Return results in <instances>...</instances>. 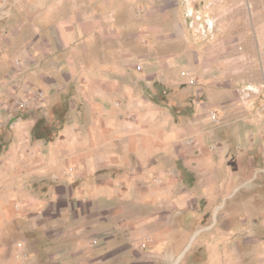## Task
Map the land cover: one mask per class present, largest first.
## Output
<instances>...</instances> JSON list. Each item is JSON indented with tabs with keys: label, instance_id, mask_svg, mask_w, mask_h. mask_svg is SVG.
<instances>
[{
	"label": "rangeland",
	"instance_id": "rangeland-1",
	"mask_svg": "<svg viewBox=\"0 0 264 264\" xmlns=\"http://www.w3.org/2000/svg\"><path fill=\"white\" fill-rule=\"evenodd\" d=\"M32 1L0 0V164L20 134L33 142L30 120L64 127L68 108L64 121L51 110L76 95L65 77L70 49L45 42L58 14L40 11L34 43ZM134 2L116 16V51L135 55L134 110L168 112L166 148L139 156L116 142V164L69 180L26 179L33 199L15 200L18 213L0 227V264H264V229L255 228L264 223V195L240 179L221 186L225 167L241 168L240 139L230 133L240 130L242 99L254 113L264 108V0ZM98 48L111 64L113 45ZM116 100L122 106L124 97ZM206 132L214 138L203 142ZM230 141L235 148L218 168L205 176L191 167L204 148L227 150Z\"/></svg>",
	"mask_w": 264,
	"mask_h": 264
},
{
	"label": "crops",
	"instance_id": "crops-1",
	"mask_svg": "<svg viewBox=\"0 0 264 264\" xmlns=\"http://www.w3.org/2000/svg\"><path fill=\"white\" fill-rule=\"evenodd\" d=\"M30 5L28 10L34 17L31 19L34 43L40 38L39 21L36 23L40 11L50 16L58 14L56 19L50 18L47 23L52 28V36L45 42L48 46L53 43L70 49L69 59L73 61L65 77L76 95L64 102H68V118L54 140H34L35 121L30 120L32 130L28 129L26 135L32 137L34 143H28L27 139L21 141L20 134L4 154L0 164V184L5 183V190L0 188V227L18 213L15 200L18 203L32 201L29 191L22 189L27 184L26 179L35 177L42 181L45 175L52 174L53 178L69 180L72 172L82 171L84 176L99 167L116 164V142L128 153L149 156L166 148L169 134L170 119L166 110L154 105H148L141 112L134 110L139 106L132 98L136 73L129 68L128 62L135 55L130 50L116 51V44L122 43L116 16L120 11L129 15L135 10L134 0H33ZM132 39L135 41V36ZM105 43L113 45L109 65L102 61L104 50L98 48L99 44ZM94 44L96 47L92 49ZM116 58L119 61L116 62ZM78 59L96 61L80 66ZM118 96L124 97L122 106L117 105ZM251 108L248 98L242 99L240 130L230 133L240 139L241 168L237 174L233 168L225 167L221 186L231 188L240 179L243 189H256L260 198V194L264 195V190H259L264 186V108L257 113ZM69 111L73 112L70 118ZM200 138L204 142L214 135L201 133ZM234 145L230 141L227 150L214 152L204 148L203 156L191 167L206 176L210 168H218L217 159L223 160V154L232 151ZM255 228L264 229V223Z\"/></svg>",
	"mask_w": 264,
	"mask_h": 264
},
{
	"label": "trees",
	"instance_id": "trees-1",
	"mask_svg": "<svg viewBox=\"0 0 264 264\" xmlns=\"http://www.w3.org/2000/svg\"><path fill=\"white\" fill-rule=\"evenodd\" d=\"M67 108L68 106L66 103H58L52 108L50 115L55 119L64 121ZM58 130H55L52 125L50 126L43 119H41L33 127L32 137L34 140L46 139L47 141H51L57 136ZM53 132H55V134H53Z\"/></svg>",
	"mask_w": 264,
	"mask_h": 264
},
{
	"label": "built area",
	"instance_id": "built-area-1",
	"mask_svg": "<svg viewBox=\"0 0 264 264\" xmlns=\"http://www.w3.org/2000/svg\"><path fill=\"white\" fill-rule=\"evenodd\" d=\"M41 97V95H36L34 97H30L28 100L26 101H23L24 105L27 106L29 105L30 103H33V101H37L39 100V98Z\"/></svg>",
	"mask_w": 264,
	"mask_h": 264
},
{
	"label": "bare ground",
	"instance_id": "bare-ground-1",
	"mask_svg": "<svg viewBox=\"0 0 264 264\" xmlns=\"http://www.w3.org/2000/svg\"><path fill=\"white\" fill-rule=\"evenodd\" d=\"M174 264H176V263H174Z\"/></svg>",
	"mask_w": 264,
	"mask_h": 264
}]
</instances>
